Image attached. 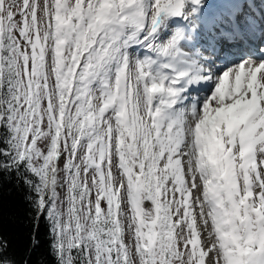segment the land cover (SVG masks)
Returning a JSON list of instances; mask_svg holds the SVG:
<instances>
[{"label":"snow or ice","instance_id":"obj_1","mask_svg":"<svg viewBox=\"0 0 264 264\" xmlns=\"http://www.w3.org/2000/svg\"><path fill=\"white\" fill-rule=\"evenodd\" d=\"M0 175L53 264H264V0H0Z\"/></svg>","mask_w":264,"mask_h":264},{"label":"trees","instance_id":"obj_2","mask_svg":"<svg viewBox=\"0 0 264 264\" xmlns=\"http://www.w3.org/2000/svg\"><path fill=\"white\" fill-rule=\"evenodd\" d=\"M25 190L0 175V236L8 241V255L18 262L29 258V264H53L48 255L49 237L41 221L36 229L39 246L32 249L33 224ZM30 254V256H29Z\"/></svg>","mask_w":264,"mask_h":264}]
</instances>
